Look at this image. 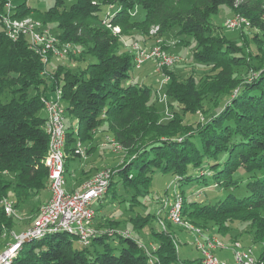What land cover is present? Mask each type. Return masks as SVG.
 Wrapping results in <instances>:
<instances>
[{
  "label": "trees",
  "instance_id": "obj_1",
  "mask_svg": "<svg viewBox=\"0 0 264 264\" xmlns=\"http://www.w3.org/2000/svg\"><path fill=\"white\" fill-rule=\"evenodd\" d=\"M11 1L15 2L16 19L41 14L42 24L47 28L55 24L62 40L82 50L67 57L68 62H76L75 68L59 64L50 73L48 63L28 48L25 38L10 40L6 24L0 23V199L12 188L17 206L40 195L48 186L47 114L42 117L39 111L44 108L43 99L59 88L65 113L77 121V125L72 121L65 124L63 173L69 171L71 160L80 159L78 141L87 146V151L93 148L90 143L97 129L111 135L125 150L123 161L112 168L115 173L107 190L95 200L100 207L116 181L126 191H133L130 201L136 200L139 193L147 192L155 171L170 174L185 184L217 183L224 176L238 184L241 181L232 177L236 171L251 173L244 184L243 197L207 203L183 199L182 213L186 221L202 231L208 230L212 222L221 236L229 229L224 220L249 222L254 228L252 241L262 243L254 257L258 264H264V0H53L41 11L26 0ZM4 2L0 0V12L4 11ZM110 4L114 13L101 17ZM222 5L231 15L237 13L233 17L239 15L249 21L248 27L236 31L234 41L223 35V26L219 28L211 21ZM135 7L143 11L140 20L131 16ZM88 21L97 25L87 29ZM151 25H158L159 34L171 33L177 27L176 37L192 36V60L207 67L202 75L180 77L169 69L171 66H163L168 79L162 84L166 98L183 105V110H194V104H200L202 96L208 94L219 109L223 105H217L218 101L238 89L223 111L217 110L211 118L195 125L183 122L175 112L167 122L160 121L161 114L151 102V97L157 95L158 82L155 87L130 82L129 71L136 67L135 55L121 51L118 39L130 30L146 36ZM117 26L120 33H112L110 28ZM245 39L247 43H243ZM239 65L249 71L248 79L234 74V67ZM6 91L12 97L4 101ZM177 137L182 139L177 141ZM203 168L209 169L210 177L194 172ZM10 174L11 179L7 177ZM175 193L184 198L174 184ZM157 214L137 213L130 222L143 228ZM96 217L99 218L95 212L93 218ZM91 222L87 226L94 230ZM157 222L158 231L152 230L158 239L154 247H150L152 243L138 242L127 230L116 231L114 237L120 235L123 243L117 253L104 241L106 231L93 232L90 244L79 243L77 247L76 237L72 236L75 234L60 231L35 238L28 247L24 243L10 264H202L201 256L180 259L177 241L173 242L166 228L172 223H164L163 228ZM13 225L12 216H7L0 204V236ZM94 244L103 246L91 253L90 246Z\"/></svg>",
  "mask_w": 264,
  "mask_h": 264
},
{
  "label": "rangeland",
  "instance_id": "obj_2",
  "mask_svg": "<svg viewBox=\"0 0 264 264\" xmlns=\"http://www.w3.org/2000/svg\"><path fill=\"white\" fill-rule=\"evenodd\" d=\"M4 1L7 2V0ZM96 1L99 2L101 0H96ZM5 2H4V9L6 6ZM26 2L28 5L34 6L40 11L53 4V0H26ZM14 3L15 2L13 1V3L11 4L12 5L11 15L9 13L10 20H13L14 18H19L13 16L14 12L12 11L15 8ZM114 11H115L114 7L110 4L106 8H104L101 17L106 14L107 16L105 18H107L108 16H111L114 13ZM236 14L231 15L229 9H227L226 6L222 5L220 6L218 12L212 15L211 21L213 22V24H215L220 28L223 26V22L226 18H231ZM131 16L135 20L142 19L143 17L142 9L140 7H135L131 11ZM27 17L31 18L32 20L35 21L39 20L40 22H42L41 14L39 15L37 13H33L32 15L21 17V19ZM246 21L240 24V29L249 26L248 19ZM42 25L44 29L48 30L51 36H55L57 37V39L59 38L58 40H61L64 44L68 45L67 47H65V49L66 48L67 49L64 57L56 58L57 56L54 55L55 58H52L51 54H49L48 56L49 58L45 60V62L48 63L46 67L47 71L50 73L54 72L59 64L65 65L66 67L75 68L74 65H76V62L74 61L68 62L67 57L70 56L71 54L76 55L77 53H79L80 50H82L81 46L77 47L75 43L62 40L61 37L57 35L58 32L56 33L55 24L49 25V28H47V26H45L44 24ZM85 25H87L86 26L87 29H91L97 24L96 22L88 21ZM157 26L158 25H151L148 31V35L146 36L141 34L140 31L138 30H130L128 32H125L126 35H119L118 39L120 41L121 51H127L131 53V48H130L131 43L139 44L147 49L156 46L159 48L161 53L163 52V54L165 55L174 56L176 58V60L171 65L165 67L171 66L169 69L174 71V73L178 74L180 77H186L190 73L197 74V76H199L200 73L202 75V73L206 71L207 67L202 64L195 63L192 60V52L195 47V42L193 37L186 35L185 36L180 35L179 37H176L174 34H177V27H175L171 31V33L159 34L158 30L156 29ZM110 29L114 34L120 33L119 26L114 28L112 27ZM222 31L224 33L223 35L232 41L236 40V38L238 37L237 34L238 32H236L237 30L222 29ZM216 33L217 32L214 30L213 34ZM178 38L181 40L180 44H177ZM173 40H176V42L173 43L172 42ZM12 41H16V40H12ZM144 42L146 43L145 45ZM243 43H247V40L245 39ZM60 47H62V45H60ZM252 64H255V62H253ZM81 66L82 65H80V67ZM155 67H156L155 61L148 60L143 64H141L140 67L132 68L129 71V74L131 76L130 82L136 83L138 85L145 83L146 85H151V86L153 85L155 87L157 81L160 79V83H158V87H156L157 95L155 97L154 95L151 97V102L160 112L161 114L160 121L163 122L164 121L167 122V120L173 118L174 115L173 112L178 113V116L181 119H183V122H188L191 123L192 125H195L196 123L198 124L200 122H204L207 118H211V115L215 114L217 110L219 112L223 111L225 107L224 104L228 103L230 97L234 96L238 90V89H234L231 95H229V97H223L220 101H218L217 105L220 106L223 105L222 107H219V109L215 105L216 100L211 98L210 95L206 94L202 96V99H200V104L197 103L194 104L195 107L194 110H185V109L183 110V105L177 104L176 101L168 100L166 98L163 92L164 88H162V84L164 85V81L167 75L165 74L161 76L160 73L163 74V71L157 72L155 71ZM234 74L243 80L248 79L249 77V71H247L246 67H244L243 65L234 67ZM57 89L60 90L59 88ZM10 97H12V94L6 91L4 92L2 99L6 101ZM39 114L40 116L45 117L46 115L45 109L44 108L41 109L39 111ZM71 121L75 123V125H77V121L74 119L71 120L69 115L65 113L64 124H66L67 126L70 124ZM190 132L191 131H188L187 135L190 134ZM109 138L110 140H113L114 143L116 142V140L112 138L111 135L105 134V132H100L99 129H97L96 132H94V140L90 143L91 147H93L90 151H87V146L85 147V145L82 142L80 143L78 141V143L80 144L79 147H82L81 149L84 151V153L80 156V159L78 157L71 160L69 171L64 172V180H65L64 187L66 189L80 188L82 184L88 179L89 176H91L95 171L102 168H109L113 172V174L115 173V171L112 170V168L116 167L118 163H121L123 161L125 157L124 156L125 150H123L121 145L117 142L116 143L119 146V148L117 150L116 149L114 150V146L112 145L113 141H110ZM181 139L182 137L176 138L177 141H180ZM194 172L210 177V171L208 168H203L198 171L195 170ZM251 175H252L251 173L236 171L232 177L233 179H237L241 181L240 183L238 182V184L229 182V177L227 176H224V178L217 183H212L211 181H208L206 184L203 182L201 183V182L193 181L191 183L185 184L180 180L177 181L176 180L177 178L175 179L174 176L170 174H164L160 171H155L153 173V177L147 192L139 193V195H137L136 197V200H132V201H130V199H132L133 191H126L125 188L122 186L121 182L116 181V184L113 185V188L109 189L108 196H106L103 199L101 203L102 207L99 206L98 201H95L93 203V207L95 208L96 215L99 218L98 219L95 218V221H97L98 226L95 224L94 225L91 224V226L94 228V230L97 228V231L101 233L106 231L105 235L107 237L104 238V241L108 243L109 246L113 248L114 252L116 253L119 252L120 248L123 245V243L119 241L120 235H117L118 236L117 238L114 237L115 234H117L116 233L117 230L120 231L123 230L124 232L127 230L129 234L132 237H134L138 242L144 241L145 242L144 244L149 245V243H146L145 241L146 239L138 238V235L141 233L142 236H144L145 238L148 237L150 242L151 240L156 241L155 243L151 242L152 245H150V247H154L155 245L153 244H157L158 239H156V236L152 234V230L158 231L157 220H159V223L163 228H164V223L167 224L168 221L172 223L170 224V226L167 225L166 228L170 231L171 234L170 236L173 239V242L177 241L178 256L182 260H186V259L192 260L198 258L201 255L200 250H198L194 244L195 238L198 237V234L201 235L200 240L202 242H205L206 238H209L212 235H213L212 237L217 236L216 238H218L219 241L222 244H224L223 245L224 248H219V249H225L228 252L224 260H226L229 264L230 263L233 264V253H232L233 246L236 244L243 245L241 241L248 242L249 244H251V248L254 251V256L257 257V255L262 249V243L259 241L257 242L252 241L251 237L254 234V228L251 226L249 222H242L239 220H232V221L224 220L225 222L227 221L226 225L229 227V229L226 228L225 233L222 234L221 236L219 233H217L216 227L213 226L214 224L212 222L208 224V230L202 231V229H200L199 227L191 224L188 219L187 220L189 222L186 221L184 217L185 215L182 213V207L180 208V213L177 221L172 220L169 217V209H170L169 204L172 202L174 198V195L172 194L174 184L176 186V191L181 192L184 197L183 199L184 200L186 199L188 203L189 201H198L200 203H207V202H215L217 200H222L225 197L228 198L230 196H235L239 198L243 197L245 195L244 184L250 178ZM7 177L11 179L12 175L10 174ZM111 190H114L112 195H111ZM49 195L50 192L46 187L43 191H41V195H38L33 199H29V200L26 199L24 202H20V204H17V206H15L13 189L9 188L7 190V196L5 197L12 200L14 204L15 212L13 215H11L13 218L14 225L11 230L4 232L0 236V254L6 249L9 243L14 242L12 236L13 232L19 233L25 229L33 227L32 225H34V222L36 220L37 212H39L40 205L38 207V204L44 198L48 199ZM189 209H191V207ZM155 211L158 212L157 216L152 218L150 222L146 224L143 228H140L138 225L134 227L132 222H130V218L137 213L146 214L150 212L153 214V212ZM261 213L263 214L264 211H261ZM179 227H183L187 230H184L183 228H179ZM107 232H110L111 235H108ZM72 236L76 237L77 240L75 239L74 244L75 246L78 247L77 244L82 243L80 237H77L76 235H72ZM222 239H227L229 241L233 240V241L230 244H227L225 240ZM35 240L32 238L24 241L18 247V249L19 248L21 249L24 243L25 246L28 247L30 245L29 243L34 242ZM91 241L92 240H90L88 244H90ZM85 242L86 241H84L83 243ZM102 246L103 245L100 244H94L90 246L91 253H93L95 248L97 250H101ZM243 247H247V246H243ZM216 249L217 248L214 249V254Z\"/></svg>",
  "mask_w": 264,
  "mask_h": 264
},
{
  "label": "bare ground",
  "instance_id": "obj_3",
  "mask_svg": "<svg viewBox=\"0 0 264 264\" xmlns=\"http://www.w3.org/2000/svg\"><path fill=\"white\" fill-rule=\"evenodd\" d=\"M11 7H12V5L7 7V15L8 16H9V13L11 15ZM237 18L242 20L243 22L246 21V19L244 17L239 16V15H237L233 18H229L228 20H236ZM2 22L4 24H6V26H7L6 28H11V30L15 31L17 34L33 35V36H31V43H33V44L51 45V39H53L52 53L55 56H57L56 58L64 57V55L66 54L67 48L65 49V47H67L68 45L64 44L61 40H58L59 38L57 39V37H55V36H51L50 34H49V36H46L43 32H48V30L43 28V25L39 20L35 21V20H32L31 18H28V17L22 18V19L14 18L13 20H10V18H8V19H2ZM240 24H242V23H240ZM156 29H157V27H156ZM67 43H69V42H67ZM60 45H62V47H60ZM137 47H140V53L139 54H138V48ZM130 48H131L132 54L135 55V57L133 56V59L135 60L136 68L140 67L141 64L144 63V62H139V61L152 60V61H155V65H157V61L162 59L163 57L174 58V59L168 60L163 65V66H169L176 60V58L174 56L165 55V54H163V52L161 53L159 48L156 46H153V47H150L149 49H147V48L142 47L139 44H135V45H131ZM64 49H65V53H64ZM70 52H71V50H70ZM34 53L40 55L43 60H46L47 58H49L48 56H49V54H51L49 49H41V52H34ZM167 80L168 79L166 77L164 84L167 82ZM56 100L58 102H61V104L59 105V108H58L59 129L61 131H59L58 140H55V149L58 152L59 180L61 181L60 182V191H68V189H66L64 187L65 180H64V173H63V170H64V168H63V161H64L63 160L64 159L63 158V155H64L63 149H64V146L66 143V130H65V124H64L65 108H64L63 102L61 100L60 90H58L56 92ZM43 106H44L46 113H48V105H47V99L46 98L43 99ZM45 131H46V134L48 135V146H47L48 147V158H47L48 165L47 166H48V185H49L51 183V176L53 174V159L50 156L53 155V153H54V143H53L52 129L49 128L48 116H47L46 122H45ZM109 140H110V138H109ZM110 141H113V140H110ZM79 145L80 144L78 143L77 144V147H78L77 150L81 151V152H79V154L82 155L84 153V151L81 149L82 147H79ZM112 145L114 146V150L115 149L117 150L119 148L117 143L116 142L114 143V141H113ZM112 173L113 172H111V175H112ZM100 174H102V169L97 170L95 173H93L91 176H89L88 179L82 184V186L80 188L73 189V190H83L87 184V181L96 180V175H100ZM111 175H109L106 180L101 182L100 195H94V197L91 198L90 207L88 209L84 210V212H83L84 223H81V230H85V232H91V233H87V240L85 239V237L81 236L79 230H74V228L49 227V228H44L41 230H36L35 232H32V234H29L26 237L22 238V241L18 244L17 248H15V249L11 250V252H9V254L6 257V261L4 264H10L11 263V260H12L14 253L18 250V247L24 241H26L28 239H32V238L35 239L38 237H42V236L46 235L47 233L64 231L67 233L75 234V235H77V237H80L82 244L87 245L89 243V238L93 235V229L87 226V224L92 220L93 216L95 215V212L93 209V202L105 193V191L107 190ZM3 199H9V198L4 197ZM182 202H183L182 196L180 194L175 193L172 202L169 204L170 205L169 217L172 220H175L174 216L172 214L173 212H175L176 219H178V216L180 213V208L182 207ZM9 207H10V215H13L15 212V209H14L13 201L10 199H9ZM3 209H4V212L6 214L5 206H3ZM42 213H43V204L40 205L39 214H38V217H36V218H39ZM32 226L33 227L36 226V220L34 222V225H32ZM30 228H32V227H30ZM212 236L209 238H206L205 242H202L200 240L201 235L198 234V237L195 238V241H194L196 248H198V250L207 251L208 254H214L213 249H215V248H217V249L224 248V246H223L224 244H222L217 238L215 239V237H212ZM84 241H86V242L83 243ZM251 251H253L252 248L248 249L247 247L240 246L239 244L234 245L233 249H232L233 264H258L256 262L255 257L251 258ZM2 254H3V252L0 255H2ZM201 260H202V264H206V263H204L203 258H201ZM243 260H246V262Z\"/></svg>",
  "mask_w": 264,
  "mask_h": 264
},
{
  "label": "built area",
  "instance_id": "obj_4",
  "mask_svg": "<svg viewBox=\"0 0 264 264\" xmlns=\"http://www.w3.org/2000/svg\"><path fill=\"white\" fill-rule=\"evenodd\" d=\"M11 1L7 0L5 2L6 6H10ZM3 12L0 13V23H2V19L10 18L7 15V7ZM240 23H243L242 20H228L226 18L223 22V27L227 30H240ZM5 32L9 36L11 40H18L21 37L26 39L27 46L33 52H41V49H49L52 58L54 54L52 53V45L53 39H51V45H40L31 43V36L27 34H17L15 31L11 30V28H5ZM46 36H49V32H43ZM173 43L176 40L172 41ZM146 43L144 42V45ZM131 45H135L131 43ZM136 47V46H135ZM138 48V54L140 53V47ZM65 53V49H64ZM138 56V55H137ZM177 57V56H176ZM170 59L174 58H165L157 61V65L155 67V71L162 72V66ZM146 62V61H139ZM161 76L165 75L160 73ZM161 78V77H160ZM160 83V79L157 81ZM58 89H55L51 94L47 95V105H48V113L47 116L49 118V128L52 129L53 135V143H54V153L50 157L53 159V174L51 176V183L48 185V191L50 195L48 199L43 202V213L39 218H36V226L32 228L25 229L19 233L13 232V243H9L6 249L3 251V254L0 255V264H4L6 261V257L11 252V250L17 248L18 244L22 241V238L26 237L32 232L36 230H41L49 227H58V228H74V230H79L81 236L85 237L87 240V233L85 230H81V223H84L83 212L88 209L91 205V198L94 195H100L101 182L107 179L109 175H111V170L109 168H102V174L96 175V180L87 181L86 186L83 190H73L69 189L68 191H60V180H59V166H58V152L55 149V140H58L59 131V117H58V108L61 102L56 100V92ZM78 151V150H77ZM81 152V151H78ZM173 194V192H172ZM0 204L5 206L6 215L10 216V207H9V199H0ZM174 219H176L175 212L172 213ZM93 223V219H92ZM93 232H99L93 230ZM216 239V238H215ZM247 246L248 249H251V245H240ZM198 249V248H197ZM201 257L204 259V263L206 264H228L226 260L219 258L216 254H208L207 251H202ZM251 258H254V251H251ZM240 260V259H239ZM246 262V260H243Z\"/></svg>",
  "mask_w": 264,
  "mask_h": 264
},
{
  "label": "crops",
  "instance_id": "obj_5",
  "mask_svg": "<svg viewBox=\"0 0 264 264\" xmlns=\"http://www.w3.org/2000/svg\"><path fill=\"white\" fill-rule=\"evenodd\" d=\"M48 189V188H47ZM41 195V194H40ZM47 199L46 198H44L43 200H41V202L38 204V207H39V205H41V204H43V202H45ZM38 210V209H37ZM37 215H38V212H37ZM97 218V217H96ZM94 223H95V225H97L98 226V224H97V221H95V219H94ZM91 224H93L92 222H91ZM17 227V226H16ZM18 228V227H17ZM140 233V232H139ZM208 233H211V232H208ZM138 238H140V239H146L145 241H146V243H151V242H156L155 240H151V242H150V240L148 239V237H144V236H142V234L140 233L139 235H138ZM227 244H230L231 243V241H225ZM244 245H248L249 243L248 242H244V241H241ZM215 252H216V254L217 255H219V257L220 258H222V259H224V258H226V254H228V252L225 250V249H216L215 250ZM230 264H232V263H230Z\"/></svg>",
  "mask_w": 264,
  "mask_h": 264
}]
</instances>
